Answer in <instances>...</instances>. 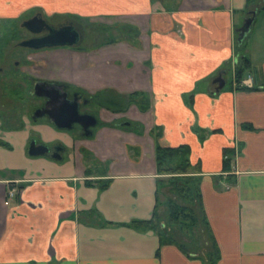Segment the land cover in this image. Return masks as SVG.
I'll list each match as a JSON object with an SVG mask.
<instances>
[{
  "label": "crops",
  "instance_id": "obj_1",
  "mask_svg": "<svg viewBox=\"0 0 264 264\" xmlns=\"http://www.w3.org/2000/svg\"><path fill=\"white\" fill-rule=\"evenodd\" d=\"M263 4L0 0V29L7 19L25 20L30 12L50 22L93 17L121 25L127 38L40 51L29 71L92 97L105 93L127 102L129 93L142 91L150 100L145 112L134 104L125 112L101 107V125L90 137L58 129L47 117L0 118V264H264ZM251 11L244 85L234 78L236 42L239 20ZM228 67L230 84L215 92L213 79ZM123 116L138 128L116 124ZM155 130L160 145L189 147L190 175L199 182L218 250L210 263V242L194 245L186 238L187 256L176 244H160L155 230L129 225L164 209ZM31 139L60 146L59 158L50 151L29 155ZM224 149L234 150L228 171ZM11 182L19 183L21 194L8 200Z\"/></svg>",
  "mask_w": 264,
  "mask_h": 264
},
{
  "label": "trees",
  "instance_id": "obj_2",
  "mask_svg": "<svg viewBox=\"0 0 264 264\" xmlns=\"http://www.w3.org/2000/svg\"><path fill=\"white\" fill-rule=\"evenodd\" d=\"M255 0H247L248 3H253ZM264 9V4L261 6ZM244 41V40H243ZM238 43V42H236ZM237 45V44H236ZM238 63L235 66L234 78L238 83L242 79L244 70L249 67V60L243 54H236ZM246 89V88H243ZM99 105H107V108L112 111H122L130 105L134 104L141 112H145L150 108V100L148 95L142 91H135L127 95V104L124 100L118 97L106 95L105 93L95 94ZM108 104L115 105L116 108H109ZM127 107H124V106ZM124 107V108H123ZM101 124V122H100ZM161 135L159 130H155L154 139V158L158 174L162 177L160 185L167 187L173 196H168L166 199L167 219L163 222L159 214L154 210L152 218L149 220H132L129 225L138 229H152L159 235L160 244H176L181 251L187 256L190 255L189 248L183 243H179L176 239L178 237L177 229H187L190 236L189 243L198 245L199 243L210 242L212 250L207 251L208 263L212 261V256L218 254L215 248V241L210 233L208 223L204 216V209L199 190V182L194 175H190L192 167L188 161L189 147L186 145L180 146H162L157 142V138ZM232 150L224 149L223 169L229 170ZM163 183V184H162ZM162 187V186H160ZM200 231L198 238L194 234L195 230ZM174 230V231H173ZM204 234L207 239H204ZM184 235V234H183Z\"/></svg>",
  "mask_w": 264,
  "mask_h": 264
},
{
  "label": "rangeland",
  "instance_id": "obj_3",
  "mask_svg": "<svg viewBox=\"0 0 264 264\" xmlns=\"http://www.w3.org/2000/svg\"><path fill=\"white\" fill-rule=\"evenodd\" d=\"M30 14L32 13L30 12ZM23 17H25V15ZM23 17H21L20 19H7L2 23V27L0 29V63L2 65V70L0 71V118L4 123L9 121V119L13 117L17 118L24 114H27L29 117H31L35 110V107H37L41 102L40 97L34 96L33 94L29 93V89L31 86V73L29 70H26L24 68V66H27L28 64L23 59L24 49L18 45V43L27 36L26 30L24 29V27H22V24L25 22ZM49 20L54 21L55 23H59L65 21L66 17H54L53 19L49 18ZM243 22V19L239 20L238 24L242 25ZM78 26V29L81 30V34L83 36L92 37V35H95V37L93 39L90 38V40H88L87 38L85 39V37L83 38L82 43H80L79 45L83 48L90 46V44L93 45L94 42L100 43L101 41L108 40L110 38H127V31L125 30V28L120 27L121 25H115L111 22H108L107 20H101L93 17H83L78 23ZM248 33L249 35L252 34L251 31ZM249 35L247 38L245 37L242 43H236V50L239 54L245 55ZM130 39L132 40V38ZM133 40H135L136 42L135 46L139 47V41L136 39ZM87 42H89L90 44ZM63 48L66 47L58 46V48L54 50ZM229 66L231 67V63L229 64ZM230 67L226 69L227 71L223 75V79L225 80L226 85L230 84L231 82L232 76ZM96 102L92 104V106L88 107V110L96 113L100 109L99 106L101 107V105L97 106ZM124 104L126 105L127 102L124 101ZM108 106L111 109L116 108L115 105L108 104ZM103 108L106 109L107 105H105V107ZM127 119L128 118H126V116H123V118H119L116 122L119 124L122 120ZM100 125L101 124L99 122V124L94 128L93 132H95ZM5 126L7 125L4 124V127ZM130 128L133 131L137 129V127L134 126ZM66 131L75 134L79 133L80 129L78 125H75L73 129ZM80 151L81 153H87L86 150L84 151V148L80 149ZM159 196L162 199H167L168 196L170 197L173 195L170 193L169 189L165 187L163 189V194ZM166 204L167 203L165 201L164 209L163 207L160 208L161 211L159 213L160 219L163 222H166L167 219ZM181 231L182 232L177 229L176 233L180 235L178 236L179 238H177V241H181L184 244L186 243L185 245H187L189 248V244L187 243L186 238L190 236V233L187 229H183ZM183 234L185 237L183 236ZM194 234H196V237L198 238V236L200 235L199 229H196Z\"/></svg>",
  "mask_w": 264,
  "mask_h": 264
},
{
  "label": "water",
  "instance_id": "obj_4",
  "mask_svg": "<svg viewBox=\"0 0 264 264\" xmlns=\"http://www.w3.org/2000/svg\"><path fill=\"white\" fill-rule=\"evenodd\" d=\"M256 11H251L250 16L244 19L243 24L241 27L238 29V37H237V42L242 43V41L245 39L247 36ZM38 18L34 17L32 19H29L25 21L22 25L28 27L31 23H33L35 20ZM41 23L46 24L44 20L39 19ZM29 28V27H28ZM31 31H36L32 30ZM64 33V31L57 30L54 34H51V37H53L52 42H47L44 41L43 39L41 41H38V43H34V41L29 40L20 43L21 45L29 46L34 49H39L45 46H58V45H72L75 44L78 39H79V33L76 31L74 28L70 27L69 29L67 28L66 34H69V39L70 40H60L59 38L61 35ZM54 35V36H53ZM62 38V37H61ZM213 83L216 84L215 86V92H218L220 89L223 88L225 84V80L223 79L222 73H219L214 79ZM47 85H49L51 88H46ZM54 84H49L47 82H36L33 86L34 89V94L36 96H42V97H49L53 94L54 99L56 98H62L63 101L62 103L55 108L54 110L48 109L46 106L43 108H37L34 110L31 118L33 120H36L37 118L47 116L49 118V121L58 129H63V130H70L73 128L74 124H78L82 127L84 130V135L85 136H91L92 135V130L89 128L94 127L98 123V119L95 117L93 114H81L79 112V101L76 99H68L67 95L68 93L63 91L60 86H52ZM50 90V92L48 90ZM52 110V111H51ZM119 126H132V123L129 120H124L121 121ZM48 148L41 144L38 143L37 140L31 139L28 145L27 152L31 156H36V155H41V154H47L48 153ZM54 158H59V155H52Z\"/></svg>",
  "mask_w": 264,
  "mask_h": 264
},
{
  "label": "flooded vegetation",
  "instance_id": "obj_5",
  "mask_svg": "<svg viewBox=\"0 0 264 264\" xmlns=\"http://www.w3.org/2000/svg\"><path fill=\"white\" fill-rule=\"evenodd\" d=\"M34 17H36L38 19L35 20L33 23H31L28 26L29 28L22 25V27H24V29L27 32V36L22 41H20L21 43L25 42V41H29V40L34 41V43H38V41H41L42 39L44 41H47V42H52L53 37L50 38L51 37L50 33L54 34L57 30L64 31V33L61 35L62 38L61 37L59 38L60 40H70L69 37H68L69 34L68 35L66 34L67 28L69 29L70 27H72L76 31H78V33H79L78 41L75 44H72V45H58V46H63V47L70 48V49H77V48H80L79 45H80V43H82V40H83L84 37H85V39L87 38L89 40H90V38L93 39L95 37V35H92V37L91 36L87 37V36H83L81 34V30L78 29L79 28L78 23L80 22L81 19H76V18L74 19V18L70 17L69 19L67 18L65 21H62V22H59V23H54V22H50L46 18H44L42 13H33V14H30L24 21H27V20L32 19ZM39 19L44 20V22L46 24H43V23L39 22L40 21ZM30 29L36 30V31H31ZM108 40H112V38H110ZM20 42L18 43V45L24 49V51H23V54H24L23 55V59L28 64L27 66H24V68L26 67V70H29V67L32 65V61H33L32 58H33L34 54L39 53L40 51H43V50H49V49L58 48V46H49V47L45 46V47H42V48H39V49H34V48L29 47V46L21 45ZM5 54H6V52H5ZM45 68L48 69V67H45ZM29 76H30V74H29ZM30 81H31V86H30V89H29V93L30 94H33L34 96H36L34 94V89H33V86H34V84L36 82H47L49 84H54V85H52L54 87L55 86H60L63 91L68 93V95H67L68 99H70V100L71 99H76V100L79 101V112L81 114H84V113L93 114L98 119L97 125L99 124V122H101L100 121V112H99L100 109L96 113L88 110V107L92 106V104H94L96 101H97L96 102L97 106L99 105L98 100H96L95 96L92 97V96L86 95V93H84L83 91H81L77 87L69 85V84H67V83H65L63 81H60L58 79H55V78H46V77H41V76H38V75L31 74ZM46 88H51V87L49 85H47ZM48 91L50 92V90H48ZM51 96H53V94ZM51 96H49V97L37 96V97L41 98V102H40V104L37 107H35V110L37 108H43L44 106H46L48 109L54 110L55 108H57L62 103V101H63L62 98L59 97V98L54 99V97H51ZM102 107H104V106H102ZM99 108H101V107L99 106ZM125 111L122 110L121 112H125ZM43 117H47V116H43ZM127 120H129V119H127ZM122 121H124V120H122ZM130 122L132 123V126L138 128V124L137 123H134L132 121H130ZM116 124H118V123L116 122ZM75 125H78V124H74L73 128L75 127ZM132 126H128V127H132ZM78 127L80 129V132L78 133L80 136H82V137H90V136H85L84 135V130L82 129V127L80 125H78ZM95 127L96 126L89 128L90 130H92V135L91 136L94 135L93 131H94ZM123 127H127V126H123ZM47 148L49 149L48 151H50L52 153V155H58L59 154L58 150L61 147L58 146V145H52V147H47ZM9 189H14V195L13 196H9L8 195L9 194ZM20 194H21V186L19 185V183L18 182H14V183L11 182L10 185L8 186V188L6 189V199L11 200L13 198H19Z\"/></svg>",
  "mask_w": 264,
  "mask_h": 264
},
{
  "label": "built area",
  "instance_id": "obj_6",
  "mask_svg": "<svg viewBox=\"0 0 264 264\" xmlns=\"http://www.w3.org/2000/svg\"><path fill=\"white\" fill-rule=\"evenodd\" d=\"M240 83H242V84H244V85L247 84L246 80H241ZM8 195H9V196H13V195H14V189H9V194H8Z\"/></svg>",
  "mask_w": 264,
  "mask_h": 264
}]
</instances>
